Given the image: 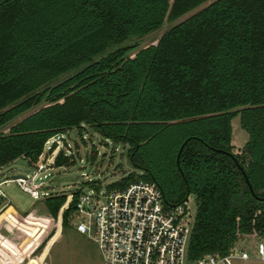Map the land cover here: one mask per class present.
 <instances>
[{
    "label": "trees",
    "instance_id": "16d2710c",
    "mask_svg": "<svg viewBox=\"0 0 264 264\" xmlns=\"http://www.w3.org/2000/svg\"><path fill=\"white\" fill-rule=\"evenodd\" d=\"M203 4L129 56L126 42ZM42 102L0 135L1 166L62 167L57 138L87 126L128 145L143 171L108 189L153 181L170 207L194 196L191 262L264 237V0H0V128ZM236 117L248 135L239 155ZM77 198L61 214L64 229ZM64 203L44 200L53 219Z\"/></svg>",
    "mask_w": 264,
    "mask_h": 264
},
{
    "label": "rangeland",
    "instance_id": "374dc122",
    "mask_svg": "<svg viewBox=\"0 0 264 264\" xmlns=\"http://www.w3.org/2000/svg\"><path fill=\"white\" fill-rule=\"evenodd\" d=\"M207 5L203 4L173 23L164 22L160 29L144 38L129 40L125 43L126 46L133 48L129 56L133 58L138 51L156 45L162 34L204 9ZM46 104L47 102H42L24 115L1 127L0 135L7 134L12 125L46 106ZM231 127L233 153L239 155L247 143L248 135L240 127L239 117L231 121ZM56 141L58 144L59 141ZM58 148L68 157L69 162L62 167L49 170L48 180H45L44 183L46 191L49 192V197L54 195L65 196V203L60 209L57 219H53L47 212L44 205L45 199L34 201L14 182L1 186L6 201L0 199V206L7 201L9 205L0 215V242H4L3 244L6 245L2 244L4 249L0 248V257L8 262L12 260L9 264H30L31 260L35 261L32 264H103L102 256L92 239L94 234L91 233V238H88L77 233L75 224L82 221L77 218H73V227L64 229L61 225V214L66 205L71 203L73 194L76 192L80 195L91 196L97 201V205H100L104 202L106 190L110 185L129 174L143 175V171L135 168L129 161L128 145L106 139L87 126L83 127L81 131L73 128L66 132L63 135V140L59 142ZM25 170L33 175V169L29 166H21L16 162H11L3 166L1 170L2 180L19 176L20 171ZM34 176L39 180L41 179L37 174ZM43 182L44 180L41 181V183ZM91 185L96 186V188ZM183 205L187 211L189 227H192L196 212L194 196H188ZM257 240L258 238L252 237L239 239L235 247L238 250L246 251L250 260L246 262L236 261L235 264H264V257L263 259H256L253 255ZM7 241L12 242L15 248L10 246V242Z\"/></svg>",
    "mask_w": 264,
    "mask_h": 264
},
{
    "label": "built area",
    "instance_id": "2783aa9c",
    "mask_svg": "<svg viewBox=\"0 0 264 264\" xmlns=\"http://www.w3.org/2000/svg\"><path fill=\"white\" fill-rule=\"evenodd\" d=\"M57 140L62 141L63 135ZM2 168L0 165V199L6 201L1 186L10 182L16 183L34 201L49 197L44 184L49 170L33 169V175L28 170L20 171L19 176L2 180ZM35 174L41 179L35 178ZM8 205V201L1 205L0 213ZM75 218L82 220L75 224L77 233L88 238L94 234L92 239L103 264H235L250 260L246 251L234 246L224 256L208 255L191 262L187 245L192 227L186 208L183 204L167 206L161 189L153 181L138 179L123 188L108 189L100 205L91 196L78 194ZM253 255L263 259L264 237L256 241Z\"/></svg>",
    "mask_w": 264,
    "mask_h": 264
},
{
    "label": "water",
    "instance_id": "95a60500",
    "mask_svg": "<svg viewBox=\"0 0 264 264\" xmlns=\"http://www.w3.org/2000/svg\"><path fill=\"white\" fill-rule=\"evenodd\" d=\"M182 148H183V146L180 148V150H179V153L182 151ZM228 155H230L231 157H233V155H231V154H228ZM178 160V159H177ZM16 163L18 164V165H21V166H27L28 165V161L27 160H22V159H18V160H16ZM238 167H239V165H238ZM242 173H243V177H244V179H245V182H246V184H247V187H248V190H249V193L251 194V196L253 197V198H256L257 199V197H256V195L254 194V191H253V189H252V186H251V184L249 183V181H248V179H247V177H246V175H245V173L242 171ZM187 200V199H186ZM185 200V201H186ZM264 200V199H263Z\"/></svg>",
    "mask_w": 264,
    "mask_h": 264
},
{
    "label": "crops",
    "instance_id": "0c3cea01",
    "mask_svg": "<svg viewBox=\"0 0 264 264\" xmlns=\"http://www.w3.org/2000/svg\"><path fill=\"white\" fill-rule=\"evenodd\" d=\"M1 214H2V213H0V215H1ZM7 242H10V241H7ZM3 243H4V242H3ZM3 243L0 242V248H1V249H4L3 247L6 246V245L3 244ZM2 244H3L4 246H3ZM236 244H237V243H236ZM236 244H235V245H236ZM10 246L13 247V243H12V242H10ZM13 248H15V247H13ZM0 258H1V257H0ZM10 261L12 262V260H10ZM6 262H7V263H6ZM11 262H8V261H6L5 259H2V258L0 259V264H9V263H11ZM34 262H35L34 260H31L30 264H32V263H34ZM14 264H16V263H14Z\"/></svg>",
    "mask_w": 264,
    "mask_h": 264
}]
</instances>
